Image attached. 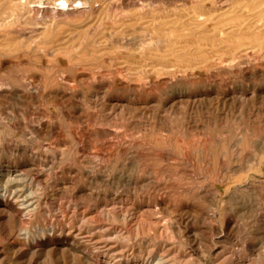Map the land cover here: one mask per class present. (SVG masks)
Returning <instances> with one entry per match:
<instances>
[{
    "label": "rangeland",
    "instance_id": "374dc122",
    "mask_svg": "<svg viewBox=\"0 0 264 264\" xmlns=\"http://www.w3.org/2000/svg\"><path fill=\"white\" fill-rule=\"evenodd\" d=\"M8 1L0 0V15L8 14L9 6L19 2ZM82 2L83 5L75 3L78 9L71 6L60 9L55 7L59 3L55 0H30L27 10L26 6H19L20 10L18 7L19 11L5 20L6 25H0V145L3 146H0V164L22 167L35 162L45 175L39 192L48 198L49 191L73 183L81 189L126 192L131 200L140 193H156V196L150 194L151 205L159 195L170 194L174 207L195 206L209 211L208 202L181 195L174 200L169 187L157 188L152 182L185 184L203 175L207 181H213L211 164L219 157L228 162L235 146L249 145L246 152L250 150L256 160H264V151L259 149L264 141V0ZM198 14L202 16L197 18ZM15 16L17 20L13 19ZM9 19L11 22H7ZM258 58L263 63H258ZM87 73L93 77L86 80ZM26 81L41 86L44 83V88L39 85L35 93L25 95ZM38 121L51 122L53 131L40 130L30 140L26 137L30 132L24 122L37 125ZM14 143L25 148V154L21 150L12 151ZM256 160L242 157L241 163L247 169L235 177L263 178L256 172ZM137 176L145 181L129 182V177ZM65 195L31 215L34 222L26 215L27 232H22L20 237L12 233L7 218L0 214V264L11 259L14 264L28 263L15 258L27 245L44 239L39 229L50 224L47 210H53L57 203L65 208L71 199L78 201L72 194ZM245 196L251 208L241 207L234 200L226 204L228 215L238 226L229 240L221 233L224 218L217 214L211 230L200 228L195 232L197 243L193 238L170 235V230L167 233L173 239L165 235L154 239L155 230L160 228L154 226L151 235L132 237L130 240L134 241H127L125 249L130 252L152 242L156 248L165 245L173 254L180 253L179 257L197 264L199 258L189 256L194 250L193 254H208L207 249L215 253L240 248L244 239L264 232V186L246 191ZM81 201H85L83 197ZM245 254L249 253L245 251ZM261 254L255 264H264V245ZM210 261L206 258L200 262L209 264ZM33 262L28 264H45L40 255Z\"/></svg>",
    "mask_w": 264,
    "mask_h": 264
},
{
    "label": "bare ground",
    "instance_id": "6f19581e",
    "mask_svg": "<svg viewBox=\"0 0 264 264\" xmlns=\"http://www.w3.org/2000/svg\"><path fill=\"white\" fill-rule=\"evenodd\" d=\"M82 1L81 0H55L56 3L57 2H59V3L58 4L54 3V4H55L56 8L60 7V9H64L67 7H69V8L72 7V9H78V5L75 3L83 5ZM8 2L11 4L13 2V0H9ZM37 2H39V1H37ZM29 4H30V0H19V2L17 4H11L9 6L8 14L6 13V15H3V14L0 15V25L5 24L6 23L5 20L7 18H9L10 15H12V16L15 15L16 11L20 10L19 6H21V5L26 6L25 8L27 10V6ZM39 4H43V2L40 1ZM74 4L77 6H75ZM18 7H19V10H17ZM37 8H41V7H37ZM21 9H22V7H21ZM28 9H29V7H28ZM72 9H70V10H72ZM36 11H38V9ZM200 16H202V14H198L197 18H199ZM15 18H17V16L13 17V19H15ZM13 19H12V21H14ZM10 20L11 19H9V21H7V22H11ZM15 20H17V19H15ZM203 21H206V19ZM32 38H33V36H32ZM257 41L258 40L256 39L255 43H257ZM236 44H239V43L237 42ZM258 44H260V42H258ZM232 47H233V45H232ZM232 49L235 50V48H232ZM257 61H258V63L262 62V59L258 58ZM237 65H238V63H237ZM249 67H250V65H249ZM252 68H253V66H252ZM259 68L261 69V67H259ZM255 69H256V67H255ZM252 71H254V70L252 69ZM87 74H89V73H87ZM248 74H249V72H248ZM81 75L82 74H80V76ZM261 76H262V74H261ZM87 77L92 78L93 75H91V74L86 75V77H85L86 80L88 79ZM99 77H101V76H99ZM26 82H28V81H26ZM33 82L34 81H29L27 84H24L23 94L29 95V93H35L36 90L40 88L39 83H38V85H34ZM43 84H42V86H43ZM42 88H44V87H42ZM45 88H46V86H45ZM62 95H64V94H62ZM60 100H61V98H60ZM224 100H225V98H224ZM230 102H231V100H230ZM68 113H70V112H68ZM80 113H81V111L78 114H80ZM84 113H86V112H84ZM98 115H100V114H98ZM109 115H111V114H109ZM107 116H108V113H107ZM105 117H106V115H105ZM89 118L91 119V117H89ZM72 119H74V118H72ZM106 119H108V118L106 117ZM109 119H111V118H109ZM47 120H49V119H47ZM105 120H103V121H105ZM32 122H30V124L29 123L26 124L24 122V127L26 129H29V132H30V134L26 135V137L28 139L32 138L33 135L36 134V132H38L40 130H44L46 132L53 131L52 126H51V122H49V121H48L49 123L44 122V121L43 122L38 121L39 123H37V125H34ZM87 122H89V121H87ZM15 123L16 122H14L13 124H15ZM89 123H91L93 125L94 122L92 123V121H91ZM107 123H109V122H107ZM11 124L9 123V125H11ZM83 125H82V127H83ZM86 127L88 128V123H87ZM98 130H101V129H98ZM54 131H56V130L54 129ZM72 131H74V130H72ZM83 132H85V131H83ZM92 132H94V130ZM113 132H114V130H113ZM116 132H117V130H116ZM107 133H108V131H107ZM42 134H44V132ZM50 134H51V132H50ZM84 134H86V133H84ZM100 134H102V133L100 132ZM116 134L117 133L114 134V137ZM78 136H79V134H78ZM38 137H39V135H38ZM107 138H109V137H107ZM34 139H36V138H34ZM82 139H83V137H82ZM12 140H15V139H12ZM58 140H59V138H58ZM111 142L109 144L113 145L114 143H111ZM245 142L246 141L244 140V144H245ZM128 143H130V142H128ZM9 144H11V143H9ZM9 144H7V145H9ZM118 144H119V142H118ZM123 144H124V142H123ZM222 145L223 144H221V146ZM242 145L243 144H241V146ZM246 145L247 144H245V146ZM0 146H2V144ZM117 146H115V148ZM211 146H210V148H212ZM248 146H246V147H248ZM259 146H260L259 149L264 151V141L262 143H260ZM58 147H59V145H58ZM246 147H244V146L243 147H239V146L233 147V149L234 148L235 149L234 150L232 149L233 153H231L230 159L228 160V162L222 157H219L217 160L215 158L216 161L214 162V164L213 163L211 164V165H213L212 171H214V178H215L213 181L212 180L207 181L206 180L207 176L203 175V176L197 178L196 180L193 179L194 178L193 177V178L189 179L188 182H186L185 184H175V183H168L167 184V182H165V181L162 182L163 179L161 180L162 183L158 182L159 180L157 182H152V183L156 184V186H158L157 188L162 186L163 189H166L167 187H169L170 192L169 191L168 192L171 193L172 196H174V198H173L174 200H175V197L181 195V196H186L188 198L200 199V200L208 202L210 205L209 211H205V210L197 208L195 206H190V207L185 206L184 208L174 207L171 203L172 199L169 196L170 194L169 195L165 194L166 196L162 195V194H161L162 196L159 195L156 199V202L154 201L155 204L151 205L150 201H151V198L153 197V196L151 197V195L154 194V196H156L155 195L156 193L151 194L152 192H148L149 193L148 194L146 192L147 193L146 195L140 193L141 195L139 194V196L137 198H133L131 200L130 196L128 194H126V192L122 193L118 190L117 191L116 190L111 191L109 189L100 191V189L95 190V189H91L90 187L87 189H81V188H78L73 183L64 184V185L56 188L54 191L48 190L49 192H51L50 196L48 198V196H45L46 194H43L42 191L39 192V190L41 189L40 184H42L41 182L44 180L45 175L42 172L43 170L34 164L35 162L33 163L31 160V162H32L31 164H28V165L22 166V167H10V166H4V165L0 164V214L4 215L7 218L8 222L10 224V229H11L12 233L15 235L19 236L22 234V232H25V233L27 232V229L24 227V224L27 222L26 217H28L26 215H29V217L31 215H35L37 213V211H39V209H41V207L44 208L48 204H51L52 200H55L57 198H59V199L64 198L66 196L65 194H72L73 197L76 196V198L78 200V201H72V199L69 197L71 199V201L66 205L65 208L60 203L59 204L57 203L55 205L52 204L54 207L53 210L51 209L53 211V213L51 212V210H47V212H46L47 218L49 216L51 219L49 226H46V224H47L46 223V224H44L45 226H43L41 229H39V232L42 235H44V239H42L38 244H37V242H35L33 245H31V244L27 245L28 248L25 251H23V253L20 252L21 254H17L18 256L15 259L20 260V261L21 260L27 261L28 263H34L33 260L35 259V257L37 255H40L44 259L45 264H46V262L49 264L51 262H54L57 264H173L175 262H176V264H191L190 261H188V260L186 261V260H184V258L179 257L178 254H180V253L176 254V252H175V254H173V251L171 252L170 249H165V247H164L165 245L159 246L160 245L159 244L158 245L159 247L156 248L154 245H152V242L143 243L142 245H145V246L139 247L137 249L134 248L130 252H128L125 249V245H126V242L129 241L132 237L135 238V237H138L140 235H151V231L153 230L154 226H160V228L156 229L154 234L152 233L153 238L155 237L156 239H159L165 235V237H167V238L169 237V238L173 239L172 236L171 237L168 236L167 232L170 230L169 231L170 235L174 234L177 237L186 236L188 238H193L192 241L195 242L197 240L195 237V232L200 230V228H205V229L211 230L213 228V226L215 225V221L217 220V214H221L222 217L224 218L223 222H222L223 229H221V233L224 236L223 238H226L229 240L233 236L234 232L237 230L238 226L236 224V221H233L231 219V216L228 215L227 209H226V204L228 202L234 200L235 203L240 205L241 207H244V208L250 207L251 202L245 196V192L252 190V189H256V187H259V186L260 187L264 186V170H263L264 160L261 158L256 160L255 159L256 157L254 156L253 153L250 152V150H249L250 153L246 152V151H248V149L246 150ZM251 147H252L251 149H253V146H251ZM1 148H0V150H2ZM82 148H83V146H82ZM118 148H119V146H118ZM197 148H198V146H197ZM229 148H228V151L231 150V149L229 150ZM6 149H5V151L8 150V149L7 150ZM47 149H49V148H47ZM113 149H114V147H113ZM11 150L16 151V153H17V151L19 152L20 150L23 153L26 152V149L22 148L21 145L18 143H14L11 147ZM210 150L211 149H209V151ZM22 152H21V154H22ZM104 152L107 153L106 151H104ZM205 152H206V148H205ZM81 153H82V151H81ZM150 154H152V153H150ZM31 155H33V154H31ZM184 155H185V152H184ZM207 155H209V154H207ZM207 155H206V157H208ZM214 155H215V153H214ZM188 156H189V153H188ZM203 156H204V154H203ZM242 157H245V158L247 157L249 161H252V160L255 161L256 160V172L261 174V176L263 178H258L257 176H254V175L247 176L245 179L241 176L235 177V175L239 171L247 169V166L243 165L241 163ZM213 161L214 160H212V162ZM15 163H18V162L15 161ZM209 163L210 162H208V165H209ZM41 164H42V162H41ZM100 167H99V169H100ZM145 169H148V168H145ZM151 171H152V169H151ZM65 172H68V171H65ZM138 172H139V170L137 171V173ZM141 172H142V170H141ZM183 172L186 173V170ZM74 173H75V170H74ZM91 173H93V172H91ZM155 173L156 172H154V174ZM80 174L83 175L82 172ZM85 174H87V173H85ZM139 174L140 173H138V175ZM187 174L188 173H186V175ZM102 176H105V174ZM90 177H92V176H90ZM69 178H71V177H69ZM77 178H79V177H77ZM92 178H90V179H92ZM129 178H130L129 182H130V180H132V182L134 184L143 183L145 181L144 178L141 179L139 176L134 177V178H132V177H129ZM155 179H158V178L156 177ZM56 180L57 179H55V181ZM107 180H109V178ZM148 180H147V182H148ZM90 181H89V183H90ZM92 181H93V179H92ZM46 182H47V179H46ZM103 182H106V180ZM97 183H98V181H97ZM97 183H96V185H97ZM84 184H86V182ZM100 184H102V183H100ZM44 185H42V186L44 187ZM89 185L90 184H88V186ZM39 186H40V188H39ZM92 187H93V185H92ZM151 187H153V186H151ZM50 188H51V186H50ZM45 189H47V186ZM51 189H53V187ZM149 189H150V187H149ZM161 191H160V193H161ZM166 193H167V191H166ZM82 197L85 200L84 202L81 201ZM66 199H68V198H66ZM169 199H171V200H169ZM56 201H53V202H56ZM86 202H90L92 204L88 205ZM177 206H178V204H177ZM19 212H22V214L23 213H25V214L23 216H21L19 214ZM37 216H35V217H37ZM225 216H226V218H225ZM38 217H40V214ZM30 219H32V217H30ZM34 219H36V218H34ZM32 221H33V219H32ZM41 225H43V224H41ZM46 235H48L49 237L48 238L45 237ZM261 235H264V232L263 233L259 232L258 234L255 235L256 237L254 236V237H249L247 239H244L240 248L239 247L234 248V249L229 250L227 252L219 250V251L214 253L213 249H207L206 252L208 254H193L195 252V250H194V251H192V254H190L189 256L192 257L193 255H195L197 258H199V262H197V264H202L203 261L205 262L206 258L211 259L209 264H255L257 257L262 255L261 254V248L264 245V238H261L260 237ZM24 236H26V235L24 234ZM9 237H10V234H9ZM132 240H130V242ZM196 243H197V241H196ZM165 244H166V242H165ZM139 245H140V243H139ZM201 246H203V245H201ZM132 247H133V245H132ZM223 250H224V248H223ZM174 251H176V249ZM182 251L183 250H181V252ZM245 251H247L249 254L244 255ZM196 252H197V250H196ZM185 255H184V257H185ZM200 261H202V262H200ZM13 262H14V259H11L8 262H4L2 264H14L15 262L14 263Z\"/></svg>",
    "mask_w": 264,
    "mask_h": 264
}]
</instances>
